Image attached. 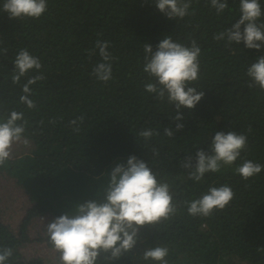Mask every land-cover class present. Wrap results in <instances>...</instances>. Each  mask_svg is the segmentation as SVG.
<instances>
[{
  "label": "trees",
  "instance_id": "trees-1",
  "mask_svg": "<svg viewBox=\"0 0 264 264\" xmlns=\"http://www.w3.org/2000/svg\"><path fill=\"white\" fill-rule=\"evenodd\" d=\"M0 0V117L23 112L28 121L13 157L0 167V246L11 247L8 264H59L46 224L77 202L97 197L108 181L104 174L135 155L172 185L178 201L194 200L209 187L229 185L234 199L211 216H192L181 206L170 220L141 230L137 247L115 264H158L143 251L167 246L168 264H264V169L248 180L235 169L243 160L264 165V90L249 87L248 67L264 50L243 42L217 41L240 18V0H228L217 13L211 0H192L190 14L169 19L155 0H48L38 19H11ZM264 10V0H260ZM264 21V16L261 17ZM167 35L201 48L199 79L204 97L194 109L179 110L145 90L153 79L143 71L144 44L155 50ZM97 40L109 42L112 79L99 81L94 66L102 62ZM7 49V53L3 52ZM27 49L42 63L13 83L14 60ZM34 109L20 103L27 80ZM78 121L74 131L70 121ZM184 128L176 131V125ZM171 127L172 137L164 135ZM154 129L145 140L139 133ZM250 129V131H249ZM216 131L246 134L248 145L233 165L206 173L202 181L183 168L198 150L209 151ZM155 150V151H153Z\"/></svg>",
  "mask_w": 264,
  "mask_h": 264
},
{
  "label": "clouds",
  "instance_id": "clouds-1",
  "mask_svg": "<svg viewBox=\"0 0 264 264\" xmlns=\"http://www.w3.org/2000/svg\"><path fill=\"white\" fill-rule=\"evenodd\" d=\"M156 7L169 19H183L190 14L192 0H155ZM211 5L222 13L228 8V0H211ZM48 9V0H4L2 10L11 19L40 18ZM240 18L219 33L214 34L217 41L226 40L243 42L248 49L264 50V10L260 0H240ZM109 42L97 40L96 48L102 62L94 66L93 73L99 81L112 79V56L108 51ZM6 54L7 49H3ZM144 67L153 82L145 84V90L155 94L156 98L174 105L178 114L174 120L183 119L182 108L194 109L204 97L193 82L199 79L201 48L195 40L190 46L173 40L171 35L165 36L153 50L150 44H144ZM42 68L40 59L27 49H22L14 60L13 83H19L30 70L37 72ZM251 79L249 87L264 90V55H261L247 69ZM43 74L27 80L22 87L23 95L20 103L34 109L36 103L30 97L34 94L30 87L37 81L44 80ZM84 117L70 121L74 131H79L78 121ZM28 121L23 112L10 111L0 117V167L13 157L15 144L23 142ZM184 128L176 125V131ZM250 131V129H249ZM160 133L154 129H146L139 133L145 140H150ZM164 135L172 137L171 127L164 129ZM248 137L236 131L227 133L216 131L209 151L200 149L196 153L195 164L189 156L182 167L189 170V178L196 182L202 181L206 173L220 172L222 167L233 165L241 153L246 150ZM155 151V150H153ZM264 165L252 160H243L235 169L243 179L248 180L258 175ZM103 192L94 199L75 203L72 208L57 216L46 224V233L53 250L59 254V264H115L126 253L137 247L141 240V230L145 226H155L172 219L183 205L189 215L208 217L215 210H223L235 197L233 189L225 184L212 186L199 198L178 201V193L168 182L158 179L144 160L135 155L130 156L126 163L117 164L110 173ZM264 251V248L257 249ZM14 255L11 247L0 246V264H8ZM169 248L163 245L149 247L143 251L145 261L168 264Z\"/></svg>",
  "mask_w": 264,
  "mask_h": 264
}]
</instances>
